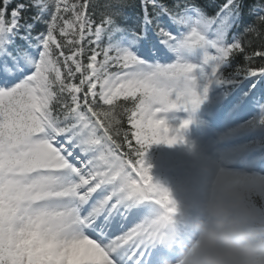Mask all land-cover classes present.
Here are the masks:
<instances>
[{
  "label": "snow or ice",
  "instance_id": "1",
  "mask_svg": "<svg viewBox=\"0 0 264 264\" xmlns=\"http://www.w3.org/2000/svg\"><path fill=\"white\" fill-rule=\"evenodd\" d=\"M91 7L0 0V264H185L193 238L147 153L186 142L193 119L169 112L205 104L242 165L213 179L264 222V0H140L132 22L128 0Z\"/></svg>",
  "mask_w": 264,
  "mask_h": 264
},
{
  "label": "clouds",
  "instance_id": "2",
  "mask_svg": "<svg viewBox=\"0 0 264 264\" xmlns=\"http://www.w3.org/2000/svg\"><path fill=\"white\" fill-rule=\"evenodd\" d=\"M181 212L193 238L183 252L185 264H264V222L249 189L213 179L199 212Z\"/></svg>",
  "mask_w": 264,
  "mask_h": 264
},
{
  "label": "rangeland",
  "instance_id": "3",
  "mask_svg": "<svg viewBox=\"0 0 264 264\" xmlns=\"http://www.w3.org/2000/svg\"><path fill=\"white\" fill-rule=\"evenodd\" d=\"M179 112L185 114L187 111L177 110L172 115L171 112L167 114L168 119H171V123L174 126L178 125L184 119H189V116H191L190 113L188 117L180 116L178 115ZM198 127H202V129H204V133H208L209 131L222 133L226 128V126H210L207 123L201 125L197 123H191L188 127H186L189 129L187 135L183 134L182 130V135L184 136L186 142L188 139V134L196 131ZM186 142L176 143L172 145L159 143L161 145V148L157 153L154 172L155 174H158L159 177H168L177 180V186L179 187V189H183L186 192V202L188 204L194 205L192 200L188 196L189 193L194 195L200 203L204 199H206L208 195V189L210 187L211 181L213 180L215 171L212 170L211 172L207 173L203 171L204 168L200 164H198L206 158V153H203V149L200 147L203 146L202 142L200 140L194 141L198 142V144H192L191 141L189 143ZM206 146L207 144L205 145V147ZM189 151L192 152V154L188 156ZM194 154H196V157H198L199 162L191 160ZM239 165L242 166L241 164ZM259 166L260 164L257 165V167ZM200 172H203L204 174L201 175Z\"/></svg>",
  "mask_w": 264,
  "mask_h": 264
},
{
  "label": "trees",
  "instance_id": "4",
  "mask_svg": "<svg viewBox=\"0 0 264 264\" xmlns=\"http://www.w3.org/2000/svg\"><path fill=\"white\" fill-rule=\"evenodd\" d=\"M252 0H249V3H251ZM90 3L92 5V7L90 8V11L95 10L97 11V13H99L100 11V5H102L103 3H105V0H90ZM201 3L205 4V5H210L211 4V0H201ZM128 4L129 7H127L125 9V13L126 15L129 17V22H132V20H134L135 15L139 12V6H140V0H128ZM209 12L211 13L213 11V9L211 7L208 8ZM253 17L251 16H246L245 17V22H252ZM43 28V25H38L37 26V30H41ZM247 39V38H246ZM260 44V40L257 39L254 47H259ZM238 61L240 63H243V58L242 57H238L237 58ZM261 61L257 58V60L255 61V63H260ZM102 107L105 108V110H107V106H103ZM132 107L131 101H120L117 108H116V116L117 118L120 120V124L116 125L115 127H118L119 129H121L122 131H129L130 126L127 123V115L126 113L123 111V109L125 108H130ZM129 139H131V135H129L128 137ZM118 142H120L123 145V150L124 151H129L127 148V145L124 142V137L121 135L120 137H117ZM148 153H151V151L149 150Z\"/></svg>",
  "mask_w": 264,
  "mask_h": 264
},
{
  "label": "bare ground",
  "instance_id": "5",
  "mask_svg": "<svg viewBox=\"0 0 264 264\" xmlns=\"http://www.w3.org/2000/svg\"><path fill=\"white\" fill-rule=\"evenodd\" d=\"M192 144H193V143H192ZM192 144H191V145H192Z\"/></svg>",
  "mask_w": 264,
  "mask_h": 264
}]
</instances>
